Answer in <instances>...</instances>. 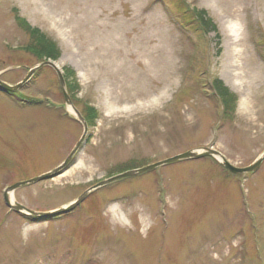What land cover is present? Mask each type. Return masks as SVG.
Instances as JSON below:
<instances>
[{
  "label": "rangeland",
  "instance_id": "1",
  "mask_svg": "<svg viewBox=\"0 0 264 264\" xmlns=\"http://www.w3.org/2000/svg\"><path fill=\"white\" fill-rule=\"evenodd\" d=\"M182 7L203 11L219 38L185 29L178 18L192 14ZM18 18L58 55L31 52ZM256 39L264 43V0H0V79L16 85L52 61L64 79L73 72L66 90L83 117L95 111L68 169L17 187L13 200L56 211L103 180L205 147L253 164L264 152ZM222 89L235 95L226 115ZM15 91L0 92V264H264V161L235 175L210 157L181 160L103 186L67 214L10 210L5 189L55 169L84 130L52 67Z\"/></svg>",
  "mask_w": 264,
  "mask_h": 264
},
{
  "label": "water",
  "instance_id": "2",
  "mask_svg": "<svg viewBox=\"0 0 264 264\" xmlns=\"http://www.w3.org/2000/svg\"><path fill=\"white\" fill-rule=\"evenodd\" d=\"M45 65H48L55 70V72L58 76V80H59L61 90H62L63 95H64L65 102H66L67 106L71 108L76 119L83 124L84 130H83V134H82L81 138L76 143L75 147L72 149V151L67 156V158L59 166H57L52 171L41 174L37 177L31 178L29 180L17 182L15 184L9 186L4 191V202H5L6 206L9 209L13 210L14 212H17L23 216H26V217H33V216L50 217V216H55L58 214L68 213V212L74 210L78 205H80L91 192H93L94 190H96L99 187H103L109 183H112L116 180H119V179H122L125 177H130V176H134L136 174L152 171L157 167H160V166H163L166 164H170V163H174L177 161H181V160H188V159L189 160H198V159L205 158V157H212L215 160H217L221 164V166H223L225 169H227L229 172H231L233 174H242V173L256 171L259 169L262 162L264 161V152H263L255 160V162L253 164L246 166V167H237V166L232 165L219 151L213 149V147H205V148H201V149H197V150H190V151H187V152L166 158L164 160L146 165L142 168L130 170V171L118 174L116 176H113L109 179L103 180V181L99 182L98 184L92 186L88 190H86L82 195H80L76 200H74L70 204H68L65 207L58 209L56 211L38 213V212H34L32 210H29L28 208H26L25 206H23L19 202L13 200L11 193L17 187L24 186L27 184L36 183V182L41 181V180L53 178V177L63 173L65 170H67L68 167L72 164V161H73L74 157L76 156V154L81 150V148L85 142V139L87 137V134H88V125H87L85 118L83 117L81 112L72 104V102L70 100L69 94L66 90V83H65L63 73H62L61 69L52 61H49V60L44 61V62H41L38 65L34 66L33 68L30 69L28 76L23 81H21L20 83H18L16 85H10V84H8V83H6L0 79V91H3V92L15 91L25 81H27V79L33 73H35L40 67L45 66Z\"/></svg>",
  "mask_w": 264,
  "mask_h": 264
},
{
  "label": "trees",
  "instance_id": "3",
  "mask_svg": "<svg viewBox=\"0 0 264 264\" xmlns=\"http://www.w3.org/2000/svg\"><path fill=\"white\" fill-rule=\"evenodd\" d=\"M183 12L186 11L187 13H191L193 16V19L191 20L190 14L187 15V17H184L185 21H190L191 22H186L183 20V18L179 21L182 26H184L185 29L188 31H192L195 33L197 37H201V34H209L210 31L215 32V38H219V34L217 32V29L213 22L206 18L205 13L203 11H198L195 9L189 10L182 7L181 9ZM181 15V14H179ZM189 19V20H187ZM183 20V21H182ZM19 23L24 26V28L27 30V32L30 34L31 37V42L27 45V48L33 52L39 59H48V58H54L58 55V47L57 43L49 37L46 33L42 32L39 28L32 27L25 19L18 18ZM193 27V28H192ZM217 40V39H216ZM257 43L258 40L256 39ZM264 47V43H261ZM65 79H66V84H67V89L72 91L74 88V81H73V72H65ZM220 82L216 80L214 82V86L217 88H221ZM217 88V89H218ZM219 91V90H218ZM217 91L218 95L221 98V105H222V114L226 115L228 113L233 112L234 110V100H235V95L228 93L226 90L222 89L219 92ZM88 124H91L92 120L95 118V111L93 108H90L88 110V113L84 115Z\"/></svg>",
  "mask_w": 264,
  "mask_h": 264
},
{
  "label": "bare ground",
  "instance_id": "4",
  "mask_svg": "<svg viewBox=\"0 0 264 264\" xmlns=\"http://www.w3.org/2000/svg\"><path fill=\"white\" fill-rule=\"evenodd\" d=\"M238 27H237V24L236 23H230V31L232 32V34L235 35L236 38H238ZM237 52V50H235ZM239 76V73L235 72L234 73V77H238ZM115 109H118V108H115ZM126 108H123L122 107V110H124Z\"/></svg>",
  "mask_w": 264,
  "mask_h": 264
}]
</instances>
